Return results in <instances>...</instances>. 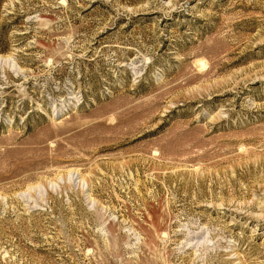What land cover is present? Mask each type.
Masks as SVG:
<instances>
[{
	"label": "rangeland",
	"instance_id": "obj_1",
	"mask_svg": "<svg viewBox=\"0 0 264 264\" xmlns=\"http://www.w3.org/2000/svg\"><path fill=\"white\" fill-rule=\"evenodd\" d=\"M0 264H264V0H0Z\"/></svg>",
	"mask_w": 264,
	"mask_h": 264
}]
</instances>
